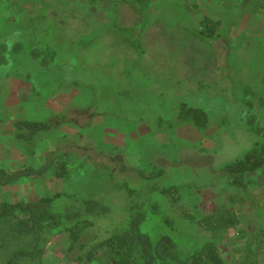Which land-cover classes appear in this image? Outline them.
Here are the masks:
<instances>
[{
  "label": "rangeland",
  "instance_id": "374dc122",
  "mask_svg": "<svg viewBox=\"0 0 264 264\" xmlns=\"http://www.w3.org/2000/svg\"><path fill=\"white\" fill-rule=\"evenodd\" d=\"M104 1L0 0V165L39 167L58 150L68 170L0 185V200L58 191L63 210L97 198L109 210L89 216L96 239L140 210L141 230L171 235L180 255L210 239L225 264H264V166L242 188L221 169L260 139L249 115L264 125V1ZM205 16L219 22L210 40L195 35ZM183 102L207 111L206 128L177 120ZM24 117L50 127L19 140L13 122ZM170 185L176 200L164 193ZM223 208L240 222L217 231L198 223ZM54 236L44 264H73Z\"/></svg>",
  "mask_w": 264,
  "mask_h": 264
},
{
  "label": "trees",
  "instance_id": "16d2710c",
  "mask_svg": "<svg viewBox=\"0 0 264 264\" xmlns=\"http://www.w3.org/2000/svg\"><path fill=\"white\" fill-rule=\"evenodd\" d=\"M120 1L107 0L110 8L114 9ZM126 2L137 3L144 8L148 0ZM91 3L102 5L105 1L91 0ZM45 4L41 1V5L46 7ZM218 23L205 16L195 35L206 40L214 38ZM143 30L137 33H143ZM123 41L127 42L126 39ZM39 51L35 49L34 52ZM3 61L5 58L0 56V63ZM261 82L264 85V74ZM260 102L264 105L262 97ZM177 117L178 121H191L198 129L206 128L209 122L208 113L203 107L186 102L180 104ZM246 123L250 131L260 135V139L242 157L225 163L221 168L229 176V183L241 188L250 183V176L264 166V125L259 124L253 112ZM13 125L14 136L25 142H31L37 132L50 127L46 120L30 118H17ZM63 153L56 150L39 167L22 165L12 168L0 165V185L10 184L22 177L41 175L47 168H52L57 177H66L68 170L66 161L61 159ZM164 193L174 200L179 198L177 185L168 186ZM63 195L64 192L57 191L33 200H0V264H44L47 241L54 235L64 238L65 257L73 264H88L92 261L98 264H165L169 259H174L177 264H225L213 240H206L186 256L180 255L175 239L169 234H161L153 240L140 228L145 217L140 210L134 211L126 223L114 228L104 238L96 239L92 231L88 230L96 221L89 216H104L109 206L97 198L86 197L75 198L66 209H56L54 201ZM163 219L167 220V217L163 216ZM239 222L235 214L224 208L205 213L198 219L206 231L229 228Z\"/></svg>",
  "mask_w": 264,
  "mask_h": 264
},
{
  "label": "crops",
  "instance_id": "0c3cea01",
  "mask_svg": "<svg viewBox=\"0 0 264 264\" xmlns=\"http://www.w3.org/2000/svg\"><path fill=\"white\" fill-rule=\"evenodd\" d=\"M15 87L16 86H14L13 88H14V92L16 93L17 92V96L18 95H20V92L17 90V89H15ZM22 93H23V91H22ZM18 98H20V97H18ZM24 118H27V117H24ZM51 122V121H50ZM13 135H14V132H13ZM15 137V136H14ZM16 138V137H15ZM33 140V139H32Z\"/></svg>",
  "mask_w": 264,
  "mask_h": 264
}]
</instances>
